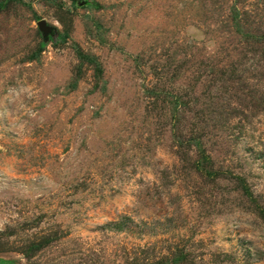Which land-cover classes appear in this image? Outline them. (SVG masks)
Returning <instances> with one entry per match:
<instances>
[{"label":"rangeland","instance_id":"1","mask_svg":"<svg viewBox=\"0 0 264 264\" xmlns=\"http://www.w3.org/2000/svg\"><path fill=\"white\" fill-rule=\"evenodd\" d=\"M0 264H264V0H0Z\"/></svg>","mask_w":264,"mask_h":264},{"label":"water","instance_id":"2","mask_svg":"<svg viewBox=\"0 0 264 264\" xmlns=\"http://www.w3.org/2000/svg\"><path fill=\"white\" fill-rule=\"evenodd\" d=\"M39 27H40V29H41L42 31H44V30L47 28L44 22H41V23L39 24ZM49 32H50V29H46V30H45V34H48Z\"/></svg>","mask_w":264,"mask_h":264}]
</instances>
